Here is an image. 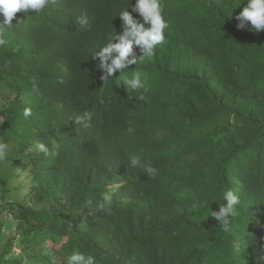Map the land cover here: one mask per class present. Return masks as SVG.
Returning <instances> with one entry per match:
<instances>
[{"label": "trees", "instance_id": "1", "mask_svg": "<svg viewBox=\"0 0 264 264\" xmlns=\"http://www.w3.org/2000/svg\"><path fill=\"white\" fill-rule=\"evenodd\" d=\"M161 2L166 42L126 70L145 74L146 101L92 57L129 0H52L0 30V264H264V30L236 27L247 0ZM226 189L227 232L208 217Z\"/></svg>", "mask_w": 264, "mask_h": 264}, {"label": "clouds", "instance_id": "2", "mask_svg": "<svg viewBox=\"0 0 264 264\" xmlns=\"http://www.w3.org/2000/svg\"><path fill=\"white\" fill-rule=\"evenodd\" d=\"M50 3H52V0H0V17H2V20H0V30L11 28L14 25L12 21L17 12L28 13L32 11L39 13L47 8ZM129 6L130 0L128 7L117 15L122 21V32H116L112 39L92 57L98 59L97 66L102 72L100 78L103 81L116 77L115 74L118 72L122 85L126 90L139 92L140 94L135 99L146 101L147 97L145 93L149 89L146 86L145 74L141 71H135L129 77L126 74V70L132 68L130 67L131 65L137 64L138 57L134 53V46L140 50L141 55H139V58L141 60L145 58L150 59L155 55L156 46L166 42L165 30L169 25L165 19L161 0H135V3L131 5L132 11L128 10ZM134 12L138 13V17L133 15ZM235 20L237 21L236 27L238 29L251 31L254 34H258L264 30V0H247L243 10L235 16ZM80 23L82 25L86 24L87 19L82 18ZM145 25L148 26L146 27ZM4 44L5 41L0 39V45ZM30 115L31 109L25 108L23 116L27 118ZM91 119L92 114L87 111L81 117H78V120L84 123L86 127L88 126L86 122ZM7 149V144L0 143V160L7 158ZM37 149L45 154L49 153L48 147L42 143L37 145ZM129 166L133 168L142 167L149 176L156 173L154 167L142 165L141 159L138 156L130 158ZM222 198L224 201L223 205H218L217 210L211 208L208 217H212L218 221V224L227 232L230 226L229 218L236 214V206L240 201L239 197L230 189L223 191ZM112 205V196L106 193L103 196L102 202L97 207L100 210L110 211ZM201 206L202 202H194L189 211H196ZM67 264H95V258L91 255L85 258L80 253H73L68 257Z\"/></svg>", "mask_w": 264, "mask_h": 264}, {"label": "rangeland", "instance_id": "3", "mask_svg": "<svg viewBox=\"0 0 264 264\" xmlns=\"http://www.w3.org/2000/svg\"><path fill=\"white\" fill-rule=\"evenodd\" d=\"M135 49H136V46H134V50ZM2 161L3 160H0V164L2 163ZM2 174H3V170L0 171V175H2ZM23 181H24V179L23 180H17L16 182L13 183V185H16L17 183H18V185H20L19 183L20 182H23ZM23 192H26V191H23ZM17 197L19 199L22 198V196H17ZM11 218L12 217L9 216V214H7V212L4 213L3 218H2V222L4 224V230L8 234H12L15 231L16 222L13 221ZM21 250H22V248L19 245H15L13 247L14 256L20 254L21 253Z\"/></svg>", "mask_w": 264, "mask_h": 264}]
</instances>
